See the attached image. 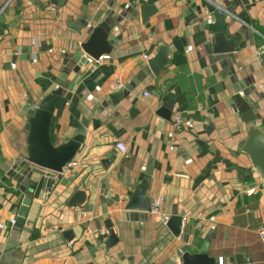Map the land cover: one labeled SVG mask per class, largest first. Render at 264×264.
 Listing matches in <instances>:
<instances>
[{
  "label": "crops",
  "instance_id": "crops-1",
  "mask_svg": "<svg viewBox=\"0 0 264 264\" xmlns=\"http://www.w3.org/2000/svg\"><path fill=\"white\" fill-rule=\"evenodd\" d=\"M210 3L233 15L230 38L240 42L222 60L213 53ZM142 4L157 8L146 24ZM71 22L84 27L77 32ZM102 22L111 28L110 51L102 54L109 59L80 65V43ZM162 45L171 63L158 76L146 73ZM263 52L264 0H0V259L18 210L29 111L60 89L54 143L74 136L84 121L86 139L51 190L33 199L11 263L182 264V255L199 252L208 236L216 264H264L258 234L264 187L247 193L262 179L252 169L255 146L248 141L252 129L264 140V123L246 120L236 100L264 118ZM117 74L126 85L114 92ZM113 93L120 94L116 104ZM161 108L171 119L159 127ZM176 115L183 119L179 129ZM150 168L148 194L163 197L161 214L125 210ZM76 190L85 191L86 200L71 207ZM173 210L193 226V244L166 226ZM109 223L118 238L110 248L101 240ZM65 230L73 232L72 241ZM235 254L241 261L229 262Z\"/></svg>",
  "mask_w": 264,
  "mask_h": 264
},
{
  "label": "water",
  "instance_id": "water-1",
  "mask_svg": "<svg viewBox=\"0 0 264 264\" xmlns=\"http://www.w3.org/2000/svg\"><path fill=\"white\" fill-rule=\"evenodd\" d=\"M139 10L143 24H146L157 12V8L154 4H142ZM208 12H210L214 18V22L209 25V29L214 34L212 47L213 53L217 57L215 60H222V55L231 53L240 46L238 37L234 36L230 38V24L233 15L226 10V8L214 3L209 4ZM69 27L80 32L84 25L81 23L77 25L71 22L69 23ZM110 29V26L106 22H102L98 26L89 29L87 38L80 43V49L77 50V56L80 58V65L87 63V56L99 58L103 53L110 51V42L108 39ZM229 38L231 40H229ZM169 54L170 49L167 45L160 46L154 56L148 59L145 72L149 73V71H151L155 76H158L166 66L171 63ZM262 58L264 60V52ZM61 93L62 90L60 89L54 91L43 98L41 102L33 105L32 110L29 111V131L26 139L27 156L22 162V165L25 166V170H21L22 181H19L21 183L19 187L21 193L18 196V200L15 202L18 210L15 217V225L12 228L10 238L1 256L0 264L11 263V259L16 253L19 234L26 221L33 199L39 198L42 191H47L48 188L55 183L57 175L63 173L65 168L74 163L81 146L85 142L88 126L86 121L77 128L74 136L59 144L54 143L52 137V120L55 102L58 95ZM109 98L116 104L120 99V94H110ZM236 100L246 120L254 121L256 119H262L264 123V118L254 114L250 105L245 100L240 96L236 97ZM157 114L162 118L159 122V127L164 120L171 119V113L166 108H161ZM260 134V131H256L255 129L251 130V136L248 142L255 147L250 149L251 152L249 154L252 158V169L258 176L264 178V140L260 137ZM107 158L108 159L105 160L106 162L103 161L105 167H108L111 161L109 157ZM178 162L181 164V160H178ZM146 173L147 177L135 186L126 201L124 205L125 210L138 212H148L150 210L152 200L148 194L150 183L148 176L152 175L151 168ZM119 199V197H116V200ZM85 200L86 192L83 190H76L70 197L68 205L71 207L81 205ZM165 221L166 226L175 237L182 238V240L188 244H193L195 242L197 235L193 230V226H186L183 216L178 214L176 210H173ZM106 228L107 237L104 238L103 234L101 240L104 241L106 247L110 248L117 243L118 238L116 237L112 223L107 224ZM62 235L68 242L72 241L74 237L71 230L63 231ZM209 246L210 241L207 236L199 252L190 253L187 251L182 255V264H216L219 260L209 254ZM241 258L242 256L240 254H235L227 259L229 262H240ZM11 264H15V262L13 261Z\"/></svg>",
  "mask_w": 264,
  "mask_h": 264
},
{
  "label": "built area",
  "instance_id": "built-area-1",
  "mask_svg": "<svg viewBox=\"0 0 264 264\" xmlns=\"http://www.w3.org/2000/svg\"><path fill=\"white\" fill-rule=\"evenodd\" d=\"M147 57L149 58L150 56H146V58ZM106 59H109L108 55H101V56H99V58H93V57L87 56V63L90 65H93L95 67L96 64H100L101 62H103ZM36 61H37V58L34 56L32 58V62H36ZM125 85H126V83H125L124 78L119 74L115 75L110 82L111 90L114 92H119L120 90H122L125 87ZM149 94H150L149 92H145V95H149ZM182 122H183L182 116L176 115L174 117V120H173V127L175 129L181 128ZM118 148L123 152L127 151V148L123 143H118ZM259 186L264 187V178L261 179L260 185L255 184L254 186L250 187L247 190V193L248 194H254L257 191ZM49 190H51V187H49L47 191H49ZM151 200H152L151 207H150V210L148 212L152 215H160L162 203H163V197L160 195H157ZM183 219L185 220V218H183ZM10 223L12 226L15 225V217L10 219ZM0 228H4V225L0 224ZM258 234L262 238H264V224H262L258 228ZM180 260H181V258L179 257L178 262H180ZM220 262H222V259H220Z\"/></svg>",
  "mask_w": 264,
  "mask_h": 264
}]
</instances>
